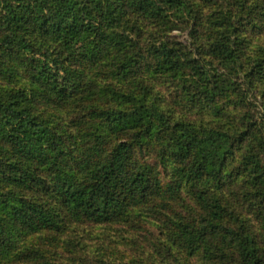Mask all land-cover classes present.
I'll return each instance as SVG.
<instances>
[{
    "label": "trees",
    "instance_id": "16d2710c",
    "mask_svg": "<svg viewBox=\"0 0 264 264\" xmlns=\"http://www.w3.org/2000/svg\"><path fill=\"white\" fill-rule=\"evenodd\" d=\"M247 1L0 0V257L21 248L7 264H91L51 243L20 244L60 231L66 216L128 232L157 225L162 236L133 264H264V238L226 224L240 217L218 191L242 175L264 210V18L256 10L254 40L241 31L233 16ZM123 11L158 26L145 51ZM187 26L190 39L173 34ZM139 54L150 57L144 77L172 86L173 106L150 81L130 79ZM19 68L18 86L6 77ZM43 93L76 118L39 112ZM118 133L129 138L103 148ZM156 139L173 167L167 181L137 159ZM236 148L241 167L228 169Z\"/></svg>",
    "mask_w": 264,
    "mask_h": 264
},
{
    "label": "rangeland",
    "instance_id": "374dc122",
    "mask_svg": "<svg viewBox=\"0 0 264 264\" xmlns=\"http://www.w3.org/2000/svg\"><path fill=\"white\" fill-rule=\"evenodd\" d=\"M257 1L258 0L247 1V6L244 10L240 11V14L238 13V17L233 16L234 21L238 22L237 24L240 30L253 40L255 39V37H257V32L255 30L256 27L254 23L258 20V17L256 16V10L261 9V11L258 12L264 18V0H261L259 2L260 6H258V4H255ZM254 6H256L257 8H254ZM122 15L123 17L121 24L125 25L124 23L128 22L127 26L125 25L127 29L133 27L135 21L139 23L141 27L140 30L143 35V38L140 41V45L143 46L142 48H140V50L145 51L146 40L148 38H151V33H154L158 29V26H156L154 22L146 21L145 19L140 18L137 14L128 17L123 11ZM122 26L119 28L120 31H122ZM191 32V28H188L187 26L186 28H184V30H174L173 34L181 35V38L184 40L187 38H191ZM138 56L140 68L136 70V72L130 79L133 80L135 77V79H145L148 82L150 81L153 84L151 95L155 97L159 96V101L163 102L164 104H170L173 106L174 92L172 86H170L166 82H162L161 80H155L153 78L150 79L149 77H147L149 75L147 66L150 63V57L147 54H139ZM106 69L107 66L105 63H103V66H97L95 71L104 73ZM144 72L147 75L146 77H144L143 75ZM19 73L21 76H16L13 79L12 75L10 77H6V80H11L14 83H17L18 86L21 85L23 82V74L20 68ZM4 74H9V72L7 71ZM44 100L47 101V104H44ZM37 105L39 112L44 113L47 111H52L53 115H55L57 118H59V116L63 117L61 112L65 110V122H71L73 118H76L74 115H78L77 110L73 111V115L71 113H68L69 110L65 108L66 106H64L63 104H55V99L51 94L43 93L42 95H40L37 99ZM180 110L181 106L177 109V113L175 114H181L182 111ZM184 111H186V108L183 109V112ZM90 138L91 137L89 134L85 136V140L87 141H89ZM127 138H129V134H114L107 137L106 142L102 144V146L103 148L108 149L113 144H116ZM85 143L80 146V149L89 150V148H86L89 145L87 146L86 144L85 147ZM164 149L165 147L162 145L161 141L159 142L157 139L156 141L153 140L152 144H147V146L144 147V150L140 149L139 151V148L137 149V159H139L140 164H148L156 167L157 169H160L163 178L167 181L173 175V167L170 164V159L167 160V153ZM242 157L243 149L236 148L234 154L229 157L227 168L235 169L241 167ZM163 165H167V167H163ZM245 183H247L246 178H244V176L242 175L235 176L234 174L231 179H229L227 176H225V178L223 179V183L218 190L220 193V197H222L223 200L224 198H226L229 203L234 204V208L231 209V211L235 210L233 212H235L240 217L239 219H235L233 223H229V221H227L226 224H234L238 227L242 223H244L248 228H250V230L257 233V235L259 236L262 235V238H264V218L261 215L262 211L264 212V210L259 207L261 205L260 197H257L256 195L251 196L249 186L245 185ZM228 214L231 217L234 216V214H231L230 212H228ZM66 217L68 221H66L64 227H62L60 231L56 232L55 234L34 233L28 235L25 238L24 242V239H22V241H20V244L23 243L22 245H25L29 243L27 245V248L29 247L31 249L32 246H35L36 249H42L46 246L49 247L51 243L52 249L59 253L60 256L61 252L62 256L67 257V259L70 255H74L77 258H82V256L84 255L85 258L91 260V264H133V258L136 255L137 251H140V254L144 256L147 248L150 247L149 243L151 242L150 240H152L153 236L159 239L163 234L161 229L150 221L142 223L144 226L143 231L128 232L127 226L123 225L122 228L120 227L123 223L112 225L103 224L101 226H95L94 223L79 220L78 218L73 216ZM105 225L111 228L106 229ZM142 232L144 236L140 234ZM26 239H28L27 242ZM115 239L116 241H112ZM12 249L13 247L7 252L6 256L0 257L2 264L11 262L13 256L17 255L19 251L21 252V248H19V250L16 249L12 253H10ZM15 258L18 259L19 257L16 256ZM12 262L17 263L16 260H13Z\"/></svg>",
    "mask_w": 264,
    "mask_h": 264
}]
</instances>
